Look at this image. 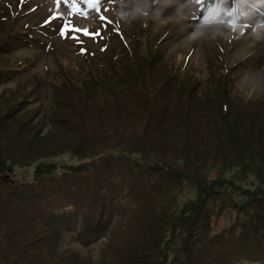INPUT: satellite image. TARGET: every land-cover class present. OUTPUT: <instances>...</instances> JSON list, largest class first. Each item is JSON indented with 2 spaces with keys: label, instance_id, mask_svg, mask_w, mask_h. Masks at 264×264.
Listing matches in <instances>:
<instances>
[{
  "label": "rangeland",
  "instance_id": "rangeland-1",
  "mask_svg": "<svg viewBox=\"0 0 264 264\" xmlns=\"http://www.w3.org/2000/svg\"><path fill=\"white\" fill-rule=\"evenodd\" d=\"M77 7L81 10L79 14L76 11ZM11 8L17 14L12 15L9 11ZM53 15L57 16L56 26L51 24ZM102 16L106 19H101ZM165 19L166 25L158 26V23ZM96 22L100 23L101 36L98 37H95L98 35ZM66 25L69 30L66 34H62L65 33ZM23 29L27 31L24 32ZM72 29H87L90 34L86 35L84 32ZM0 35L7 38L11 61L18 58L28 62L24 70L0 85V92L4 87L15 89L23 83L33 81L21 91H10L7 95L0 96V109L7 111L6 113L14 111L13 109L26 98V91L36 86L33 95L37 100L31 102L28 108L40 109L38 118L44 116L45 109L51 103V96L60 94L54 88L55 83L49 80L48 72L66 71L68 68L66 64H62L57 59L58 53L69 57L71 85L74 90H78L84 84L85 77L81 79L75 58H79L82 62L85 60L77 50L84 44L94 42H97V45H94L99 49V46L107 42V51L119 44L118 48L108 53L104 60L105 65L111 64L113 67L120 68L129 61L139 58L133 41L143 46L148 44L155 53L163 52L166 56L176 50H181L190 53V59L198 58L202 64L204 78L210 76V63L213 56L223 53L228 56L230 64H236L238 72H243L241 79L247 90L251 93L264 90V0H232L230 6H224L222 9H219L217 4L207 6L204 0H101L100 6L96 9L92 7L91 0H0ZM84 53L88 54V51L85 50ZM4 55H7V52ZM152 69H155L152 71L156 75V81L164 82L169 75L158 66ZM103 71L108 74L105 68ZM92 74L97 75L98 72L94 71ZM123 75L126 76V72H123ZM190 82L189 77L183 79V83ZM167 87L169 88V85ZM66 96L69 95L65 94L61 96V99L64 100ZM146 97L148 101H151L152 97ZM126 98L125 95L126 101L133 100ZM69 100L70 104L74 103L71 99L65 100L59 106L61 110L56 113V117H61L59 119L63 122H57V128L49 136L44 134L42 146L32 145L31 156H25L24 152L11 151L9 143L5 148V142H14L16 139L12 135L13 130H15V136L21 138L26 134L35 141V135L27 124L24 135L19 134L20 131L24 132V129L15 128L17 123H23V119L14 118L16 121H12L6 118L9 123L0 132V146L5 148V153L9 158L17 162L13 168L17 172L4 171L0 175L4 176L6 181L16 180L18 182L13 186L1 185L3 189L0 191V246L3 248L0 250V264H8V256L11 258L14 255L13 259H15L21 249L29 253L32 251V255L37 257L41 252L40 248L47 244L55 251L50 253L53 259L47 264H83L72 254L56 253L59 248L60 250L79 251L82 256L92 261L91 264H106L104 258L101 260H95V258L109 234H111L113 244L110 252L112 264H153L144 262L151 258L155 260V264H158L157 255L160 252L158 247H161L162 234L170 216L177 218L181 225L186 226L187 220L182 211L176 213L178 209H181L178 204L180 201L187 203V200L195 195L196 198L193 201H202L207 197L210 200L205 206L204 215L190 218L195 221L196 225L195 227L191 225L190 237L196 234L197 229H200L204 242V248L197 260H204L207 246L218 235L225 232V229L221 228L223 224L228 226V232L221 235L222 242L219 246L222 251H225L228 239L235 235L231 233L232 230H242L243 237L249 236L256 240L258 228L264 225V220L249 222L247 218L249 212L244 208L243 214L239 217L231 214V219L225 221L224 215L230 213V210L223 212L225 204L229 209L237 208V206H256L248 202L249 197H247L248 193L256 192L255 189L251 190L253 188L250 184L259 185L261 180L260 189L264 190V166L263 171L251 167L252 163L260 162L258 157L256 160L253 159L255 152L243 147L239 153L247 163L243 167L245 171L241 167H236L234 163L225 166L220 159L228 163L231 161L230 156L219 153V141L215 137L209 140L206 138L205 144L209 143L212 153H215L211 161L216 163L210 164L209 162L206 167L199 170L201 172L199 177H193L194 168L190 166V162L183 159L178 149L173 150V147L167 146L172 145L177 148L175 143L179 137H168L169 144H160L152 141L144 131H140L137 144H130L122 133L116 131L102 133L97 130V128L104 129V122L99 117L102 115V109L93 110L92 107H85L84 105L89 104V101L83 102L84 105L81 106L86 108L93 117H99V119L87 120L91 126L80 125L70 115L71 112L67 106ZM98 101L100 100H95V102ZM182 101H184L183 105L184 103L190 105L186 100L182 99ZM119 102V99L114 97L109 99L107 105H104L108 110L105 118L113 126H115L113 120H122L113 117L112 114ZM204 109L208 110L206 107ZM68 111L70 114H65ZM26 112L20 113L21 116L24 117ZM214 122L212 119L211 127L217 124ZM167 124H169V129L166 131L171 130L172 134L180 132L176 125ZM117 127H120V123ZM188 134L186 130L184 139L188 137ZM73 146L76 147L75 151L83 153L82 155L94 149L107 147L116 154L123 153V156L107 154L93 158L84 171L78 174H75L76 171L73 169L61 171L58 165L61 164L63 155H67L68 150L73 149ZM169 149L172 151H168ZM128 150L132 152L127 153ZM138 150L143 152L144 160L139 159V153L136 152ZM206 152L207 146L195 151L198 157L204 156ZM152 159L155 162L162 159L171 168L156 164ZM105 162L109 165L108 167ZM50 165H54V168L46 167ZM35 167L36 170H34ZM53 170L55 173L49 174ZM65 173L71 174L74 178L58 179ZM212 176L218 177L215 182L219 184H229L228 192L226 189L221 192L224 197L216 187L211 188V183H205V180ZM82 177L84 179L78 180ZM62 181V189L55 191L48 198L72 200L70 196L74 192H79L83 197H90L98 190L101 197H107V201L112 204L115 215L109 231H106L100 238H93L96 231L92 226L91 233L85 236L83 220L78 218L77 221L72 220L69 224L60 222L63 237L59 228L46 225L37 229L33 244L26 240L23 246L21 241L26 229L33 231L32 226L35 220L42 219L46 215L51 216L46 212L45 204H40L39 208L33 205L35 199L37 202L40 200L43 202V200L47 201L45 199L47 197H40L33 192L44 184L50 188H58L56 184ZM202 183L204 186L202 185L201 198L195 191L198 188L200 190ZM66 186L70 187L66 188ZM236 187L245 192L238 193L243 195L242 200L231 197V195H237L234 191ZM218 197L225 198L222 207L216 206L212 201ZM95 204L97 205V202ZM66 207L68 208V204ZM106 207L111 209L110 206ZM41 209L46 210L41 211ZM262 211L264 212V207ZM209 213L215 216L220 213L217 218L221 226H216L214 220H207ZM240 224L241 227H239ZM210 226L215 227V230L211 232L209 241H207ZM154 240L157 243H153ZM123 245L126 248H132L131 245L135 246L134 252L130 253L134 257L132 260L129 257L123 262V257L119 254L123 250ZM33 246H35L34 249ZM45 254L46 250L43 251L42 256ZM182 254L186 253L182 252ZM32 261L35 262L34 259ZM27 262L21 259L18 264H30Z\"/></svg>",
  "mask_w": 264,
  "mask_h": 264
},
{
  "label": "trees",
  "instance_id": "trees-1",
  "mask_svg": "<svg viewBox=\"0 0 264 264\" xmlns=\"http://www.w3.org/2000/svg\"><path fill=\"white\" fill-rule=\"evenodd\" d=\"M154 58L157 59L156 57ZM155 59H148L146 61L141 62L132 60L129 62L127 67L124 68V70L119 71L118 74L114 77L107 78L105 80L100 79L99 81L94 83V87L106 86L99 90L106 91L101 95H92L93 93L92 91H90L89 96L87 94L78 96H66L64 100L61 101V105L67 99H71L72 101H74V103L70 104V100L68 101L69 105L67 106L69 107L68 109L71 114L69 113V111L65 114H70L76 119V121H78L80 125L87 124L88 126H91V123H89L87 120L93 119V121H96L100 117L101 121L104 122V129L96 127L97 130H100L102 133H114L115 131L119 132L120 134L122 133L125 137H127V139L129 140L128 142L130 144H137V141L140 136V131H144L148 134V137L150 136L152 141H155L156 143L160 144H169L170 141L167 140V138H174V136H177L179 137L176 140L177 142L175 143L177 148L172 145L167 146L171 148L173 147V150L178 149L183 159H185V161L187 160L190 162V166L194 168L193 177H199L201 173L199 172V170H202L204 167H206L209 162L210 164L216 163L215 161H211L215 156V153H212L213 151L211 150L209 143L205 144L206 138L209 140L213 137H215L217 141H219V153H223L230 156L231 161L228 163H224L223 159H220V161L225 166L234 163L236 167H241L242 170L245 171L243 167H245L247 163L245 159H243L239 155V153L243 150L244 147L249 151L255 152V156L253 157L254 160H256L257 157L260 158V162L252 163L251 167L257 170L262 169L263 171L264 98L244 102L245 100L243 97V93H241L232 82L225 81L222 77L218 76L219 82L225 85V87H223L225 89V94L221 92V95L223 97L221 96L217 98L218 100L210 99L204 103H193L190 100L184 99L190 105H186L185 103L183 105V98H177V96H174L172 92H170L167 85H164L163 82H160L158 80L156 81V75L154 74V72H150L152 70H155L152 69L154 65L153 62ZM180 60L181 59L175 60L168 67L162 65H160L159 67L161 69H164L167 74H172L177 71V67L180 64ZM123 72H126L127 75H123ZM139 74H144V76L140 79ZM132 79V83L126 89L118 90L119 88L117 87L122 85L124 82L126 84ZM122 80L124 81L120 83ZM213 84L219 87V84ZM141 92L146 93H142V95ZM8 93H10V91H6L4 95H7ZM125 95L127 97L126 99L133 100L126 101L124 99ZM235 95L236 97L234 100L233 96ZM146 96H148L149 98L152 97L153 99L151 98V101H148V98ZM114 97H117L120 102L118 103L119 105H116V108L113 110V117L122 119L121 121L113 120L115 126L110 124L105 118V113H107L108 110L107 107L104 106L108 104L110 98ZM95 100L100 101L95 102ZM87 101H89V104L84 105L83 102ZM81 105H84L85 107H92L93 110L102 109V115L100 116L98 114L99 117H93L90 113H88L89 111ZM204 107H206L208 110H205ZM13 110H15V113L13 111L6 113L7 111L0 109V132L2 131V128L9 123L6 118L11 119L12 121L23 119V123H17L15 128L17 129L18 127H20L21 129H24V132L20 131L19 133L20 135H24L26 129L25 125L27 124V126H30L29 128L35 135V141L31 140L32 137L27 136L26 134L25 136L19 138L15 136V130H13L12 135L16 139H14V142H5V148L9 143V146H11V151H16L18 153L24 152L25 156H31V151L33 150L32 145H37L36 147L42 146L44 142V134L45 136H49L53 132V130L57 128V122H63L62 119H59L61 117H56V113L61 110L60 108L58 111L52 113V126L50 130L47 133L42 134V126H40L39 124H35L33 122V118L27 115H24V117L21 116V114L16 108ZM230 113L231 115H229ZM1 116H3L4 118H2ZM14 118H16V120H14ZM212 119L213 121H215L214 124L217 123L214 127H211L212 125H210L212 123ZM119 123L120 127H117ZM167 123L176 125L177 130H180V132H173L172 134L171 130L166 131L169 129V124ZM186 130H188L189 134L188 137L184 139V133L186 132ZM203 146H207V152L204 156L198 157V153H195V151H197ZM5 148L0 146V173L4 171L17 172V170L13 169L14 164H16L17 162H15L12 158H9L6 155ZM72 148L76 150L75 146H73ZM233 149L234 152L231 153ZM128 151L129 152L127 153L132 152V150ZM168 151L172 150L169 149ZM77 152L79 154H83L79 151ZM136 152L139 153V159L144 160V158L142 157L143 152L139 150ZM92 154L111 155L116 153L111 152L107 147L101 148L99 150L94 149L90 152L85 153L86 156ZM152 161L156 164L159 163L162 166L171 168L170 166L165 164L166 162H164L162 159L157 162H155L153 159ZM105 164L107 167L109 166L106 162ZM18 167L21 168L20 165H18ZM217 179L218 177L212 176L210 179L207 178L205 180V183H211V188L216 187L220 193L225 189L228 192L227 189L229 188V184H219L218 182H215L217 181ZM61 183L62 182L59 183V189H62ZM202 185L203 183L200 186V190L198 188L195 191V193H197V195H200L201 198L203 195H201V191L203 192ZM247 186L249 187V185ZM250 186L253 188L251 190H254L256 189L257 185L250 184ZM68 187L70 186H66V188ZM234 191L237 195H231V197H235L237 198V200H242L243 195L241 196L238 193L243 194L245 192L241 191L237 187L234 189ZM39 192L40 188L33 192V194ZM258 192L248 193L249 195L254 193L251 196L252 200H250L249 202H252V205L256 204V206H237V208L229 209V207H227V205L225 204L223 207V212L230 210V213L224 215L225 221L231 219V214H233L234 217H239L241 214H243L244 208H246V210L249 212L247 216L249 222L263 221L264 212L262 211V208L264 207V190ZM75 194L76 192H74L70 196L72 200H74ZM221 194L222 197H224L223 193ZM195 198L196 195L188 199L189 201L187 200V203L180 201L178 204L181 209H178L176 213L178 211H182V214L186 217L187 220L185 223L186 226L181 225L177 218H171L170 216L169 222L167 223V226L165 227L162 234V243L160 241L161 247H158L160 251L157 255L158 264H245V258L264 256V225L259 226L256 240L249 236L243 237L242 230H232L231 233H234L235 235L232 236V238L228 239L226 249L225 251H222L219 246V244L222 242L221 235L226 234L228 232V226L223 224V227L221 228L223 230L225 229V232L218 235L215 239L212 240L211 244L207 246V250H205V259L197 260V258L201 254V251L204 248V242L203 237L201 235V231H199L200 229H197L196 234L190 237L191 225L193 227L196 226L195 221H192V219L190 218H195L197 216L204 215L205 206L209 203L210 200L209 197H207L202 201H193L195 200ZM224 199L218 197L214 198L212 201L216 206L222 207V204H224ZM22 200L25 201L24 199ZM92 200V197L88 198V202H91ZM36 203L37 199L33 201V204ZM95 203L96 201L93 200L92 205L95 207L91 223L97 226L108 225L113 215L112 204L108 201L106 203H103V201L101 203L97 202V205ZM106 206H110L111 209L107 208ZM185 212H187V215H185ZM220 213H222V211ZM218 215L215 216L209 213L207 215V220H214L216 226H221L219 218H217ZM239 227H241V224ZM32 229L33 231L31 229L30 231L26 229V233L22 237L21 241V244L23 246L25 245L24 242L26 240H29L32 244L34 243L36 230L33 226ZM213 230H215V227L210 226V233L206 238L207 241H209V237L211 236V232ZM242 239L244 240L241 241ZM175 242H177V244H175ZM153 243H157V241L154 240ZM34 247L35 246H33V249ZM131 247L132 248H126L123 245V250L119 253L123 257V262L127 261L129 257L131 260L134 258L130 255V253L134 252L135 246L131 245ZM2 248L3 246H0V250ZM40 250L41 252H39V255L36 257V255H32V251H30L29 253L27 251H22L21 249L16 254L15 259H13L14 255L11 258L10 256H8V264H18L19 260L21 259L26 262L28 261L30 264H37L40 262L42 264H47V259L42 256L44 249L40 248ZM37 251H39V249H37ZM127 252L129 253L127 254ZM182 252H185L186 254L184 255L182 254ZM33 259L35 262L32 261ZM217 259H219L218 262L216 261ZM144 262L155 264V260L153 258L146 259Z\"/></svg>",
  "mask_w": 264,
  "mask_h": 264
},
{
  "label": "snow or ice",
  "instance_id": "snow-or-ice-1",
  "mask_svg": "<svg viewBox=\"0 0 264 264\" xmlns=\"http://www.w3.org/2000/svg\"><path fill=\"white\" fill-rule=\"evenodd\" d=\"M91 4H92V7L94 8V9H96V8H98L99 6H100V4H101V0H91ZM76 11H77V13L79 14V13H81V10L77 7V9H76ZM101 19H106V17H101ZM69 30V28H68V26L66 25L65 26V33H62V34H66V32ZM72 30H75V31H81V32H84V34H90V33H88V30L87 29H72Z\"/></svg>",
  "mask_w": 264,
  "mask_h": 264
}]
</instances>
